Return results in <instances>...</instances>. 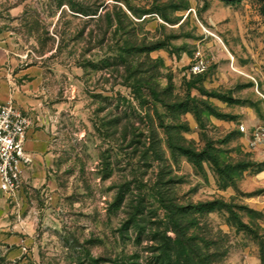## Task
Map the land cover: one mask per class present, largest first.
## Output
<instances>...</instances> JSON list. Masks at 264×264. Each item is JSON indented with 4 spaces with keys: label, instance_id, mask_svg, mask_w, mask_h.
<instances>
[{
    "label": "rangeland",
    "instance_id": "374dc122",
    "mask_svg": "<svg viewBox=\"0 0 264 264\" xmlns=\"http://www.w3.org/2000/svg\"><path fill=\"white\" fill-rule=\"evenodd\" d=\"M0 58L41 71L48 141L0 193V264H162L197 203L206 264H264V0H0Z\"/></svg>",
    "mask_w": 264,
    "mask_h": 264
},
{
    "label": "built area",
    "instance_id": "2783aa9c",
    "mask_svg": "<svg viewBox=\"0 0 264 264\" xmlns=\"http://www.w3.org/2000/svg\"><path fill=\"white\" fill-rule=\"evenodd\" d=\"M205 69V60L198 51L190 65V71L199 74ZM31 124V116L12 101H0V193L2 194H14L22 184L23 166L31 161L23 150L22 142ZM252 136L251 144L264 142V130H255Z\"/></svg>",
    "mask_w": 264,
    "mask_h": 264
},
{
    "label": "crops",
    "instance_id": "0c3cea01",
    "mask_svg": "<svg viewBox=\"0 0 264 264\" xmlns=\"http://www.w3.org/2000/svg\"><path fill=\"white\" fill-rule=\"evenodd\" d=\"M41 82V71L34 65L3 63L0 58V101H12L22 111L29 114L32 124L27 129L22 147L31 161L23 166V178L40 173L47 160L48 141L43 132L35 126L34 114Z\"/></svg>",
    "mask_w": 264,
    "mask_h": 264
},
{
    "label": "trees",
    "instance_id": "16d2710c",
    "mask_svg": "<svg viewBox=\"0 0 264 264\" xmlns=\"http://www.w3.org/2000/svg\"><path fill=\"white\" fill-rule=\"evenodd\" d=\"M203 205V203L188 204L169 210L170 223L163 232L169 229L173 236L162 235L159 241L158 258L162 264H206L210 255L203 252L202 240L193 229L196 224L190 220L192 209Z\"/></svg>",
    "mask_w": 264,
    "mask_h": 264
}]
</instances>
